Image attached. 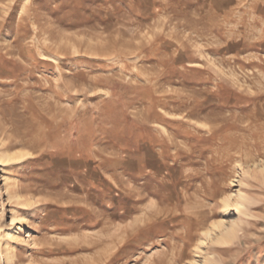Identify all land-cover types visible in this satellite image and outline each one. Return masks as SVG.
I'll use <instances>...</instances> for the list:
<instances>
[{"label": "rangeland", "instance_id": "374dc122", "mask_svg": "<svg viewBox=\"0 0 264 264\" xmlns=\"http://www.w3.org/2000/svg\"><path fill=\"white\" fill-rule=\"evenodd\" d=\"M5 150L0 264H264V0H0Z\"/></svg>", "mask_w": 264, "mask_h": 264}, {"label": "bare ground", "instance_id": "6f19581e", "mask_svg": "<svg viewBox=\"0 0 264 264\" xmlns=\"http://www.w3.org/2000/svg\"><path fill=\"white\" fill-rule=\"evenodd\" d=\"M16 150H5V151H1L0 152V161L4 164L7 161H10L14 158H16L19 154L15 152ZM260 168L262 173L264 174V164H260ZM238 199L233 200L235 201V208L239 211V212H243L247 207L245 204V195L243 194V192L240 191V193L237 195ZM234 203V202H233ZM225 206H227L228 208L231 207V199L227 198L225 200ZM17 217H13V221H16ZM239 227H240V223L239 221L235 218L229 222H222V223H218L215 224V227H211L209 228V230L207 231L208 236L212 237V240L217 242V243H229L231 241H233L237 236H238V232H239ZM215 228H219L220 230L217 232ZM13 238H16L17 236H15L14 234L12 235ZM212 256H208L205 259V263L204 264H213L216 263L214 258Z\"/></svg>", "mask_w": 264, "mask_h": 264}]
</instances>
